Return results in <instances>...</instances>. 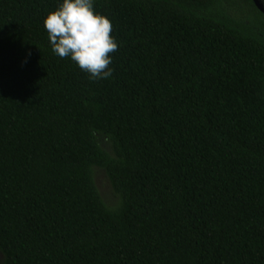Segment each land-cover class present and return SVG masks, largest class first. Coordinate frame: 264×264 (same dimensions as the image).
Masks as SVG:
<instances>
[{
	"label": "trees",
	"instance_id": "16d2710c",
	"mask_svg": "<svg viewBox=\"0 0 264 264\" xmlns=\"http://www.w3.org/2000/svg\"><path fill=\"white\" fill-rule=\"evenodd\" d=\"M59 3L0 0V264H264V14L94 0L93 81L51 51Z\"/></svg>",
	"mask_w": 264,
	"mask_h": 264
},
{
	"label": "clouds",
	"instance_id": "9594fccd",
	"mask_svg": "<svg viewBox=\"0 0 264 264\" xmlns=\"http://www.w3.org/2000/svg\"><path fill=\"white\" fill-rule=\"evenodd\" d=\"M44 28L52 53L69 58L90 80L113 75L110 54L118 43L110 19L95 11L94 0H60L45 17Z\"/></svg>",
	"mask_w": 264,
	"mask_h": 264
},
{
	"label": "rangeland",
	"instance_id": "374dc122",
	"mask_svg": "<svg viewBox=\"0 0 264 264\" xmlns=\"http://www.w3.org/2000/svg\"><path fill=\"white\" fill-rule=\"evenodd\" d=\"M226 7L231 8L233 11L236 10V12L239 15L242 14L243 17H246L245 12H243L241 7H239L236 3L231 4V5H229L227 3ZM247 20H252V22L254 23V26L259 29L260 21L258 19L254 20V17H249ZM95 178H96V183H97L102 195L105 197V199H107L108 201H114L115 196L113 193L112 184H111V181H110L108 175L106 174V172L102 169H97ZM0 257H1V255H0Z\"/></svg>",
	"mask_w": 264,
	"mask_h": 264
},
{
	"label": "water",
	"instance_id": "95a60500",
	"mask_svg": "<svg viewBox=\"0 0 264 264\" xmlns=\"http://www.w3.org/2000/svg\"><path fill=\"white\" fill-rule=\"evenodd\" d=\"M254 1H255L256 6H257L260 10L264 11V7H263L262 4L260 3V1H259V0H254Z\"/></svg>",
	"mask_w": 264,
	"mask_h": 264
},
{
	"label": "flooded vegetation",
	"instance_id": "af4514ba",
	"mask_svg": "<svg viewBox=\"0 0 264 264\" xmlns=\"http://www.w3.org/2000/svg\"><path fill=\"white\" fill-rule=\"evenodd\" d=\"M260 1V3L262 4V6L264 7V0H259ZM253 2H254V4H255V1L253 0ZM256 5V4H255ZM257 7V6H256ZM258 8V7H257ZM259 9V8H258ZM260 10V9H259ZM263 14H264V11H262V10H260ZM260 21V26H261V24H262V21L261 20H259ZM260 28V27H259Z\"/></svg>",
	"mask_w": 264,
	"mask_h": 264
}]
</instances>
